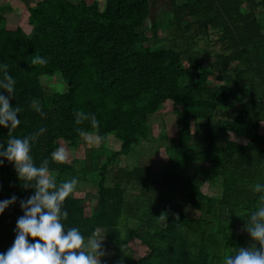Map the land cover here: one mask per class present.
Listing matches in <instances>:
<instances>
[{
	"label": "trees",
	"instance_id": "16d2710c",
	"mask_svg": "<svg viewBox=\"0 0 264 264\" xmlns=\"http://www.w3.org/2000/svg\"><path fill=\"white\" fill-rule=\"evenodd\" d=\"M153 1L104 0L101 7L97 0H29V33L8 24L11 9L0 6V80L6 64L15 81L11 104L22 109L11 137L47 129L31 142L30 156L37 167L49 161L58 185L78 179L72 164L52 160L60 141L82 143L81 132L95 136L101 148L109 135L119 141L101 166L84 167L97 172L95 198L87 204L74 191L63 205L68 217L61 219L65 230L78 228L85 242L103 231L112 251L109 264H224L251 240L242 229L260 195L252 186L264 183V0H171L168 21L148 25ZM166 29L185 40L218 30L223 46L211 61L206 50L184 57L178 49H152L148 43ZM36 56L47 64L32 65ZM55 74L66 91L47 94L39 76ZM0 94L7 96L6 90ZM168 109L176 135L165 147L167 161L157 179L147 166L114 169L120 157L149 140V118ZM81 110L94 114L99 126L77 124L75 112ZM8 132L0 126V150L7 147ZM194 162L220 177V197L202 191L198 173L183 177ZM24 183L5 159L0 201L13 195L17 200L0 214V253L15 240L20 201L34 194ZM129 190L139 192L133 202L126 201ZM176 200L198 216L173 207ZM156 215L163 226L154 224ZM130 220L139 226L129 227ZM132 242L144 248L143 255L131 249Z\"/></svg>",
	"mask_w": 264,
	"mask_h": 264
},
{
	"label": "clouds",
	"instance_id": "9594fccd",
	"mask_svg": "<svg viewBox=\"0 0 264 264\" xmlns=\"http://www.w3.org/2000/svg\"><path fill=\"white\" fill-rule=\"evenodd\" d=\"M32 65H46L47 60L36 56ZM3 68V79L0 80V89L6 90L7 96L0 94V126L9 128L7 147L0 150V165L6 159L14 165L17 177L25 188L34 189V194L20 201L23 215L16 223V236L12 246L0 253V264H101V257L107 255L103 248L105 234L99 230L85 242L84 237L76 227L65 230L61 219H67L68 212L63 210L67 197L77 187L78 180L73 178L59 185L54 176L49 175V161L44 159L39 167L35 166L30 156L31 142L47 131L39 129L23 139L11 137V130L20 124L18 113L20 107L11 104L14 95L15 81L8 74V66ZM36 111L41 112L39 107ZM76 123L90 121L95 128L99 126L94 114L84 111L75 112ZM91 141V135L81 132ZM52 160L63 163L67 160L65 148L60 147L52 153ZM254 193H260L256 209L253 211L242 231H246L251 243L248 247H239L234 255L225 258L224 264H264V183L257 182L252 186ZM17 197L0 201V214L6 208L15 204ZM179 220V216L175 217ZM29 237L35 242H30Z\"/></svg>",
	"mask_w": 264,
	"mask_h": 264
},
{
	"label": "rangeland",
	"instance_id": "374dc122",
	"mask_svg": "<svg viewBox=\"0 0 264 264\" xmlns=\"http://www.w3.org/2000/svg\"><path fill=\"white\" fill-rule=\"evenodd\" d=\"M29 0H0V6L9 5L10 13L6 16L8 24L12 26H20L26 33H29L31 26L28 22V12L26 2ZM39 1V0H30ZM78 1V0H71ZM99 1L101 7L104 0ZM178 4L182 3V0H175ZM171 0H154L150 7V16L147 24L151 25L154 21L167 22L171 13ZM192 25L191 31L194 30ZM220 33L218 30H210L207 36L196 40H185L178 36H175L172 30H164L159 33V39L154 42H149L148 45L152 49L158 48H174L179 51H184V57L189 55V51H198L202 55V51L206 50L209 60H214L216 53L220 52L223 44L219 41ZM39 80L45 89L47 94L64 93L66 91V83L60 76L55 74L52 77L45 75L39 76ZM188 82V81H186ZM37 106V105H35ZM217 124V120H215ZM150 134L148 141H142L140 145L135 147L128 156H122L116 162L114 169L117 168H133L134 166H147L152 168V179H157L165 167L167 157L165 154V147L170 144V139L176 135V121L175 115L170 109L156 113L149 118ZM260 134H264V125L260 128ZM232 137V136H231ZM240 141V139H239ZM61 147L65 148L67 152V162L74 166L76 176L78 177V184L75 193L78 197L84 198L87 204H90L96 196V185L98 182L97 172L93 170H87L92 164L93 168L101 166L105 160V157L111 155L112 152L119 149V141L114 136L109 135L105 140L104 148L99 146L97 138L91 135V141L85 136L83 142L75 145L74 143H67L60 141ZM95 159L91 162L92 157ZM101 158V160L96 159ZM84 167L87 169L84 171ZM88 171V172H87ZM198 173V175L204 180L202 191L211 197H220L221 195V182L220 177L214 173V170L209 165H203L201 162H194L191 168L183 176L188 177ZM50 176H54L50 174ZM110 177H108L107 185H111ZM139 192L129 190L126 194V201L133 202L138 197ZM175 208H181L186 216L196 218L198 213L191 210L184 200H176L173 204ZM154 224L156 226L164 225V218L162 215H156L154 217ZM129 227L137 228L138 222L130 220ZM237 230H240L238 225ZM104 234L103 231H100ZM251 240H246L242 247H248ZM131 249L138 255L144 254V248L134 242L130 243ZM103 248L106 250L107 255L101 257V264H109L112 251L106 249L104 241Z\"/></svg>",
	"mask_w": 264,
	"mask_h": 264
},
{
	"label": "crops",
	"instance_id": "0c3cea01",
	"mask_svg": "<svg viewBox=\"0 0 264 264\" xmlns=\"http://www.w3.org/2000/svg\"><path fill=\"white\" fill-rule=\"evenodd\" d=\"M174 1H175V0H174ZM181 2H182V3H179V4H178L177 2H176V3H177L178 5H183V4L186 2V0H182Z\"/></svg>",
	"mask_w": 264,
	"mask_h": 264
}]
</instances>
